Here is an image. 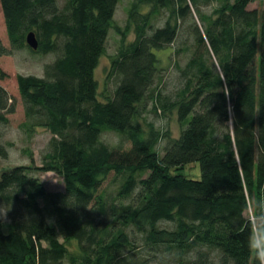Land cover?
<instances>
[{
    "label": "trees",
    "instance_id": "trees-1",
    "mask_svg": "<svg viewBox=\"0 0 264 264\" xmlns=\"http://www.w3.org/2000/svg\"><path fill=\"white\" fill-rule=\"evenodd\" d=\"M59 1L0 0L13 48L27 46L33 31L39 46L31 51L57 54L43 77L17 78L29 125L52 137L40 166L0 173L8 218L0 219V264H264V59L252 68L264 46V6L135 0V37L124 44L122 33L110 68L117 83L102 101L95 69L119 0ZM213 2L207 18L199 5ZM180 35L191 39L190 77L173 105L180 135L165 137L159 153L161 134L137 119L158 73L155 51ZM9 100L0 86V124L13 112ZM106 130L130 146L109 147L100 139ZM192 162L199 179L182 172ZM32 169L57 173L64 190L47 191ZM110 175L120 182L108 194L101 188ZM250 209L263 217L258 231Z\"/></svg>",
    "mask_w": 264,
    "mask_h": 264
},
{
    "label": "rangeland",
    "instance_id": "rangeland-1",
    "mask_svg": "<svg viewBox=\"0 0 264 264\" xmlns=\"http://www.w3.org/2000/svg\"><path fill=\"white\" fill-rule=\"evenodd\" d=\"M135 0H119L112 19V26L108 30L105 44V53L100 57L95 69V78L98 83V98L105 100L106 96H111L117 78L111 75V61L115 57L122 41L121 35L124 33V44L134 40L135 33L132 27H128V14L130 7ZM61 4V0L59 1ZM218 4H200V12L205 17H214ZM264 6V0H251L248 9H260ZM166 15L163 13L157 18V25L163 23ZM193 20L200 26L196 13L193 11ZM173 23V21H172ZM0 42L9 51V54L0 55V86L3 87L10 97L9 103L13 105V112L6 114L8 122L0 124V143L4 146L6 155L0 156V173L3 170L16 165L37 167L41 165L42 158L49 151V141L52 134L44 127H33L29 125L25 113L24 103L18 90V76H44V67L53 62L56 53L33 52L28 46L23 48H13L8 36L3 11L0 4ZM191 39L188 36L180 35L175 43L162 50H156L158 57V73L150 92L144 102L142 113L138 121L146 129L153 127L161 134V139L157 145V151L161 153L162 147L166 143L165 137L177 138L180 135L178 123L177 106L174 103L180 97L181 92L187 85L188 73H184L186 63L189 59ZM258 56L253 61L252 68L257 71L264 59V46L258 50ZM102 142L111 148L130 146L129 141L120 133L106 130L101 134ZM183 174L192 179H199L201 176L198 162L185 165ZM31 174L38 177L47 191H63V178L53 171H39L32 169ZM120 180L110 175L103 183L101 190L106 193H114ZM264 203V202H263ZM264 213V204L262 206ZM248 214L253 221L255 230L262 228L263 217L257 216L255 211L249 210ZM0 219L3 223H8V218L3 206L0 204ZM167 225V224H165ZM62 241V238H60ZM255 244L260 249L259 237L255 234ZM68 249L74 252V244L69 243ZM141 255L147 253L138 249ZM210 264H217L214 259ZM62 264H70L64 259ZM157 264H169L162 262Z\"/></svg>",
    "mask_w": 264,
    "mask_h": 264
},
{
    "label": "water",
    "instance_id": "water-1",
    "mask_svg": "<svg viewBox=\"0 0 264 264\" xmlns=\"http://www.w3.org/2000/svg\"><path fill=\"white\" fill-rule=\"evenodd\" d=\"M25 43L32 50L38 49L39 43L33 31L27 32V34L25 35Z\"/></svg>",
    "mask_w": 264,
    "mask_h": 264
}]
</instances>
